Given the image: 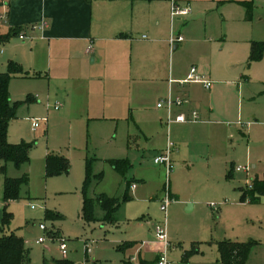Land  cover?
Masks as SVG:
<instances>
[{"label": "rangeland", "instance_id": "rangeland-1", "mask_svg": "<svg viewBox=\"0 0 264 264\" xmlns=\"http://www.w3.org/2000/svg\"><path fill=\"white\" fill-rule=\"evenodd\" d=\"M190 1L195 19L190 22L197 19L189 26L195 43L175 55L171 52L168 63L175 68L179 58L188 67L194 62L197 72L209 77L215 88L228 90L230 120L240 124L209 128L210 141L205 140L198 150L189 145L176 156L172 148L169 174L153 158L161 153L159 145L174 143L178 125L172 127L171 138H165L164 132L153 139L144 137L135 120L141 112L140 119L159 114L156 102L163 86L150 91L147 85L139 101L145 112L129 108L135 102L127 100L124 113L93 119L61 115L62 108H53L56 100L61 101L43 93L44 85L36 79H10L9 98L16 104V115L9 123L8 140L13 144L25 141L31 147L28 162L20 166L0 161V237H22L30 264H54L64 258L74 264H121L132 256L137 261L131 264H139L136 247L125 252L118 247L125 242L152 245L153 226L164 222L160 200L167 189L174 199L166 211L172 264H222L220 241L249 243L245 264H264V195L255 200L243 197L256 178H264V51L259 60L249 61L251 43H264V0ZM196 87L197 93H203L200 85ZM95 96L90 100L93 114L103 104ZM253 114L256 122L247 127ZM31 119L39 120L35 130ZM230 132L229 137L226 133ZM48 156L64 158L68 170L48 173ZM113 160L126 161L128 169L122 174L112 167ZM88 163L91 174L101 178L97 181L91 176L85 185ZM236 167L248 172L236 171ZM5 177L21 182L18 198L4 204ZM132 181H138L135 193L129 189ZM84 191L91 198L102 194L117 199L121 207L114 220L105 221L99 206L93 219L86 220ZM126 192L128 200H124ZM46 211L61 219L46 220ZM3 213L9 214L8 222L2 221ZM39 238L44 241L37 242ZM60 238L66 243V254L59 248ZM139 251L148 264H157L154 252Z\"/></svg>", "mask_w": 264, "mask_h": 264}, {"label": "crops", "instance_id": "crops-1", "mask_svg": "<svg viewBox=\"0 0 264 264\" xmlns=\"http://www.w3.org/2000/svg\"><path fill=\"white\" fill-rule=\"evenodd\" d=\"M0 4V35L18 29L16 36L0 41V74L7 72L9 62H14L21 73L11 78L29 77L42 83L43 93L62 102L61 115L115 117L127 111V100L135 102L129 108L145 112L139 101L147 85L150 91L163 86L156 102L159 114L154 119L153 116L140 119L141 112L135 120L144 137L153 139L163 136L164 132L165 138H171L172 127L178 125L179 131L175 129L172 143L176 156L189 145L197 150L201 148L209 140L206 133L209 128L240 124L239 120H230L233 115L229 112L228 90L217 89L213 84L209 88L202 83L181 84L179 81L186 78L191 67H196L195 63L185 66L181 58L175 68L168 63L179 50L184 51L191 42L195 43V32L189 26L197 19L190 22L195 20L191 17L190 0H1ZM172 4L188 6L190 12L172 16ZM179 35L183 40L172 46L170 38ZM196 85L204 89L203 93H197ZM93 93L103 101L102 109L95 108V114L90 105ZM168 95L187 102L171 110L158 107L160 100ZM193 111L197 112L196 121L189 120ZM181 113L188 121H174ZM255 117L253 114V120L245 125L254 124ZM226 134L231 136V132ZM167 144L159 145L161 153ZM137 184L138 181H132L130 191L137 189ZM149 242L151 246L134 243L133 247L139 259H142L139 249H143L154 252L156 261L161 245L155 238ZM130 260L137 261L134 256Z\"/></svg>", "mask_w": 264, "mask_h": 264}, {"label": "trees", "instance_id": "trees-1", "mask_svg": "<svg viewBox=\"0 0 264 264\" xmlns=\"http://www.w3.org/2000/svg\"><path fill=\"white\" fill-rule=\"evenodd\" d=\"M18 29H12L8 34L0 35V41H5L13 36H16ZM264 51V43L252 42L249 53V61L259 60ZM21 73V69L14 62H9L8 70L5 73L0 74V161L12 162L15 166H20L29 160V149L31 144L21 141L20 143H10L8 141V127L10 121L16 115V104L12 103L9 98L8 85L11 77ZM112 167L122 174L128 169V165L124 160L111 161ZM4 167V166H3ZM1 167L3 171L4 168ZM46 169L48 173H60L68 170V163L64 158H57L54 156H48L46 158ZM92 177H95L97 181H100L101 175H92L89 163L86 167L85 185L90 181ZM21 179L5 177L2 201L5 204L9 200H15L18 198V190ZM257 195H264V178H256L253 181V185L245 189L243 197H248L251 200H255ZM129 194L126 192L124 200L129 199ZM96 206H99L104 215L105 221H113L114 213L120 207V202L106 195H98L95 198L88 197L86 192L83 193L82 213L86 220L93 219V213ZM10 216L7 213H3L2 221L8 222ZM45 219L57 220L61 219L58 214L52 212H45ZM125 250L134 246L133 242H125L121 244L118 249L124 252ZM250 249L249 243H237L230 241H220L218 243L219 260L222 264H245L248 258ZM131 260H122L121 264H131ZM0 264H30L28 256L24 250L23 238L10 234L8 236L3 235L0 237ZM44 264H47L44 262ZM54 264H74L73 261L66 258L62 260L54 261ZM139 264H148L147 261L140 259Z\"/></svg>", "mask_w": 264, "mask_h": 264}, {"label": "built area", "instance_id": "built-area-1", "mask_svg": "<svg viewBox=\"0 0 264 264\" xmlns=\"http://www.w3.org/2000/svg\"><path fill=\"white\" fill-rule=\"evenodd\" d=\"M190 12V8L188 6L186 7H180L177 6L176 4H172L171 6V15L175 16V15H186ZM20 38H23L22 35H20ZM183 40L182 36H178V37H171L170 38V44L173 46L175 43L180 42ZM181 84L183 83H202L204 84V86L206 88H209L212 84L211 81L206 80L204 78L203 75L199 74L197 72L196 67H191L186 78L183 80L179 81ZM187 102V100L182 99L180 97H172L171 95H168L166 98L161 99L160 102L157 104L158 107H162L165 106L168 110H171V108L173 106H181L183 103ZM61 107V103L60 102H55L53 105V108L55 110L59 109ZM191 119H189L190 121H196L198 119L197 116V112L193 111L192 115H191ZM170 118V116H169ZM170 121V120H169ZM174 121L177 122H186L188 121L187 116H185L184 114H177L174 118ZM39 126V120L37 119H31V127L33 130H35L37 127ZM172 148V143L169 142L167 144L166 149L154 156L153 161L156 164H160L163 165L166 171V174H169V172L172 169V164H171V160H170V149ZM245 170L246 172H248L247 168H241V167H236V171H242ZM135 185L132 184L131 188H134ZM173 201V199L170 196V192L167 189L165 191V194L161 200V204H160V210L164 213V222L162 224H156L153 226V232H154V237L156 242H158L161 247L158 250V255H157V260L156 263L157 264H172L171 261L168 258V249H169V242L167 240V232H166V211H167V207L168 205ZM39 227L43 230H46V226L42 223L39 224ZM44 238H39L37 240V242H43ZM60 243H59V248L62 252V254H66V243L63 239H59Z\"/></svg>", "mask_w": 264, "mask_h": 264}]
</instances>
